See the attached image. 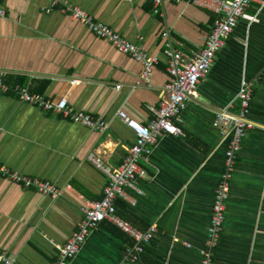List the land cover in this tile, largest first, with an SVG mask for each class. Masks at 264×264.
<instances>
[{
	"label": "crops",
	"instance_id": "1",
	"mask_svg": "<svg viewBox=\"0 0 264 264\" xmlns=\"http://www.w3.org/2000/svg\"><path fill=\"white\" fill-rule=\"evenodd\" d=\"M79 7L158 60L150 83L144 66L116 51L52 0H0V74L10 87L58 101L109 123L101 134L0 91V167L56 184L53 198L0 177V249L13 264H53L82 220L86 201H99L108 177L89 163L100 157L119 169L136 142L119 118L124 111L149 125L171 82L167 52L204 49L217 14L165 0L160 13L152 0H64ZM170 31L171 38H164ZM73 81L78 83L73 84ZM254 97L243 149L231 183L224 230L214 264H264V0L254 1L226 40L213 67L187 100L185 136H164L142 165L144 195L115 202L117 213L146 230L157 225L137 264H200L211 223L215 190L224 171L231 131L214 125L218 113H239L244 83ZM119 85L121 89L115 87ZM132 242L103 222L69 264H124ZM189 244V245H188Z\"/></svg>",
	"mask_w": 264,
	"mask_h": 264
},
{
	"label": "built area",
	"instance_id": "2",
	"mask_svg": "<svg viewBox=\"0 0 264 264\" xmlns=\"http://www.w3.org/2000/svg\"><path fill=\"white\" fill-rule=\"evenodd\" d=\"M53 5H61L63 11L74 19L82 22L94 35L104 39L113 45L116 51L132 56L137 62L143 64V79L151 82L158 60L150 59L138 45L127 41L108 26L97 21L79 7H73L64 0H52ZM165 0H152L154 12L160 13ZM174 3H188L204 10L217 14L211 31L208 35L204 49L199 52L185 53L173 49L167 52L169 58V73L171 82L164 90V96L159 106L150 108L154 118L149 125H145L130 117L124 111L119 113V118L136 135V142L128 150L123 165L113 171L104 166L97 155L89 156V163L98 171L104 173L109 183L105 188L104 196L99 201H86L82 206V220L69 240L59 246L58 257L53 264H69L79 253L83 244L91 233L101 223L109 222L126 234L132 242L124 249L123 263L137 264L146 246L151 242L157 232V225L152 224L148 229L142 230L129 221L122 218L118 213L115 202L119 198H130L125 194V189L136 190L144 195L138 187L141 179H146L148 172L142 165L144 159L149 156L161 137L185 136L177 123L183 121V115L187 109V100L194 95L202 79H205L215 63L218 53L223 50L226 40L236 29L240 19L245 16L252 3L257 0H171ZM4 10L0 9V15ZM164 38L170 39V31L164 32ZM4 73L0 74V91H15L23 101L39 106L47 111H55L63 114L72 122L81 124L98 133H105L109 129V123L81 111H75L69 106L67 99L58 101L45 99L43 96L31 94L27 88L10 87L4 81ZM73 84L78 81H73ZM116 89H121L117 85ZM240 111L236 114L220 112L217 114L214 125L223 129L226 135L231 131V140L225 152L224 171L215 190L212 208L211 223L204 246L201 248V263L214 264L215 249L219 245L224 230L227 203L231 195V183L236 171L237 160L246 139L247 130L251 128L249 120L251 106L254 97V87L251 83H244L239 91ZM0 177L18 183L25 188H33L39 193L53 198L60 197L62 190L51 182L32 179L11 172L5 167H0ZM189 245V244H188ZM0 264H13V259L0 249Z\"/></svg>",
	"mask_w": 264,
	"mask_h": 264
}]
</instances>
